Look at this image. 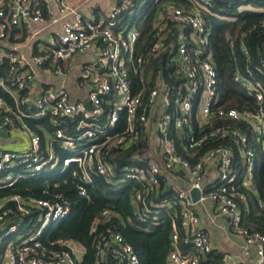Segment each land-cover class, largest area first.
Listing matches in <instances>:
<instances>
[{"label": "built area", "instance_id": "1", "mask_svg": "<svg viewBox=\"0 0 264 264\" xmlns=\"http://www.w3.org/2000/svg\"><path fill=\"white\" fill-rule=\"evenodd\" d=\"M138 1L115 0L108 13L84 19L64 0H0V130L17 127L28 138L26 149L0 150V189L13 187L24 177L55 170L63 174L71 168L82 197H87L93 177L107 183L114 178L115 182H137L140 189L133 193L131 205L137 220L146 225L143 230L158 224L163 209L170 205L180 209L179 226L172 224V249L166 264H199L212 251L194 211L197 203L209 201L243 240V256L254 249L257 264H264V235L249 233L240 225L233 197L237 171L232 147H208L214 140H229L245 163L241 186H252L255 152L249 134H264L263 85L236 71L234 83L254 96L256 109L216 108L217 72L211 63L204 15L210 11V1L180 0L181 5L161 6L149 45L139 41L141 32L134 24ZM54 11L58 18H53ZM56 23L60 28L51 37L45 36ZM37 42L40 48L34 50ZM92 47L94 60L79 71V78L92 87L85 98L75 99L62 85L38 90V71L54 74L64 83L66 74L60 64ZM239 50L246 53L244 44ZM152 62L158 64L151 66ZM255 70L264 76V57H259ZM6 87L16 92L15 99L3 95ZM215 118L223 124L213 126ZM41 120L45 126L38 131L27 124ZM229 122L242 126L232 127ZM138 145V152L116 172L113 156ZM210 167L215 177L205 183ZM163 183L173 194V202L166 199L158 204L154 194ZM191 190L200 193L197 203L191 199ZM42 193L43 198L17 194L0 199V228L11 220L17 223L8 233H14L24 219L28 225L18 243L0 248V264L80 263L84 250L76 243L58 241L62 249L55 250L40 241L45 226L70 212L63 194L49 187ZM111 217L117 215L103 210L90 228L96 235L94 264H101L105 255L112 264H141L122 236L104 225ZM100 226L105 228L100 231ZM179 231L183 244L196 253L179 248Z\"/></svg>", "mask_w": 264, "mask_h": 264}, {"label": "trees", "instance_id": "2", "mask_svg": "<svg viewBox=\"0 0 264 264\" xmlns=\"http://www.w3.org/2000/svg\"><path fill=\"white\" fill-rule=\"evenodd\" d=\"M209 1L210 11L204 15L210 31L208 48L211 52V63L217 72L218 104L216 108L254 111L257 106L254 96L234 83L233 74L236 71L244 72L246 79L259 81L264 88V76L255 70L259 57H264V0ZM181 3L180 0H139L136 6V19H134L135 26L141 32L139 41L145 45L152 43L153 20L161 6ZM245 7L255 10H244ZM241 44H244L245 54L239 50ZM157 64L152 62L151 66ZM229 123L232 127L242 126L236 122ZM221 124L223 121L220 119L212 120L213 126ZM245 126L244 124V130ZM249 136L255 152L250 188L241 186L245 163L243 164L240 154L229 140H214L209 143L208 147L219 145L232 147L233 166L237 171L233 183L235 189L233 197L240 212V225L249 233L264 235V134L258 136L250 133ZM138 148L141 147L138 145V147L123 150L113 156L111 162L116 172L119 171L121 165L128 162L133 153L138 152ZM205 150L206 148L201 150L200 154ZM195 161L196 158L191 160V163ZM138 164L141 165V163ZM71 170L72 168L61 175L56 171L50 175L42 174L33 178H21L13 187L0 189V199L17 194L43 198L42 191L46 187L54 193L63 194L70 204V212L64 219L47 225L41 232L40 241L45 247L55 250L62 249L57 244L58 241L76 243L84 250L79 264H94L96 260V251L93 247L96 235L90 233V228L94 220L105 209H110L117 217H111L104 225L122 236L124 242L132 247L141 264H166L167 255L172 249V224L179 226L180 209L177 204L163 209L158 224L143 230L146 225L137 220L131 205L133 193L140 189L139 183L130 180L115 182V178L111 183H107L101 177H93V184L87 187V197H82L77 192L76 179L70 175ZM55 183L59 185L56 188L53 187ZM160 189L154 194L155 202L172 198L173 194L166 191L165 183ZM239 196L244 199L241 200ZM9 223L14 224V222ZM19 228L23 231L26 225L21 223ZM104 228L100 226L99 230L102 231ZM179 235V248L182 251L196 253L193 248L183 244L182 231H179ZM101 264H112L110 257L105 255ZM199 264H225L224 254L211 251L201 257Z\"/></svg>", "mask_w": 264, "mask_h": 264}, {"label": "crops", "instance_id": "3", "mask_svg": "<svg viewBox=\"0 0 264 264\" xmlns=\"http://www.w3.org/2000/svg\"><path fill=\"white\" fill-rule=\"evenodd\" d=\"M64 1L69 8L77 10L84 17V19H89L93 13L96 15L108 13L114 7L115 0H64ZM247 9L255 10L250 7L244 8V10ZM136 15H137V11L135 13L134 19H136ZM53 18H58V14H56L55 11ZM118 21L121 22L123 20L119 19ZM122 25L123 23H120L119 26ZM59 28H60V24L56 23L53 27H51V29L48 32H46L45 36L51 37L52 33L58 30ZM37 48H40V44L38 42L35 44L34 50ZM95 56H96V49L92 47L88 51L79 55H75L69 58L68 60H66L65 62L61 63L60 67L66 74V80L64 83H62L61 82L62 80L59 77L55 76L54 74H50V73L47 74V73H43L42 71H38V83H36L35 85L37 86L38 90H42V89L45 90L48 88L56 87L58 85H62L63 88L66 91H68L70 95L75 99L85 98V95H87L92 90V87L91 85H89L88 83L84 82L79 78V71L82 65L92 62ZM3 90L7 93L6 94L3 92V95H5L6 98H8V95H10L12 98L15 99L16 92L13 91L11 87H6ZM27 124H29L32 127V129L36 131L40 130L41 125L45 126V123H43L42 120L29 121ZM27 147H28V138L26 135L23 134L22 131H19L17 127H8L0 130V150L19 151L26 149ZM56 171L58 174L61 175V172L55 170L52 172L47 171L40 173L35 177L42 174L50 175L51 173ZM15 175L17 174L14 173L12 174V176ZM214 177H215V169L213 167L208 168L205 174V179H204L205 183H208ZM177 183L180 185V187L182 188L185 187V184L182 181H178ZM165 200L166 199H162L161 202L158 201L159 202L158 204H161ZM170 200L171 202H173V196ZM194 211L196 215L199 217V229L205 232L206 234H208L212 246V251L221 252L222 254H224V258L225 257L227 258V260H225V264H236L237 262L245 263V264H257V259L255 256L254 249H252L249 252L248 256H243L242 254L243 240L232 231L228 223V219L219 215L214 204H212L209 201L197 203L194 206ZM9 222H14V224L17 223V221H13V220ZM9 222L5 226L0 228V248L3 246V243H5V245L8 242L18 243L19 240H21L22 236L25 235L23 233H25L28 229L27 220H23L21 223L26 225L25 230L21 231V229L19 228L21 224L20 223L14 233H8V228L11 225H14ZM43 229L41 230V232L43 231Z\"/></svg>", "mask_w": 264, "mask_h": 264}, {"label": "water", "instance_id": "4", "mask_svg": "<svg viewBox=\"0 0 264 264\" xmlns=\"http://www.w3.org/2000/svg\"><path fill=\"white\" fill-rule=\"evenodd\" d=\"M85 106L90 109L89 107V104L86 103ZM190 196H191V199L194 203H197L199 201V198H200V193L198 190H191L190 191Z\"/></svg>", "mask_w": 264, "mask_h": 264}]
</instances>
